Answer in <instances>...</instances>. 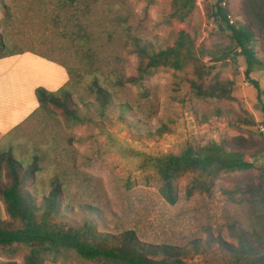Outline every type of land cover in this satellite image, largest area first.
Listing matches in <instances>:
<instances>
[{"label": "trees", "instance_id": "trees-1", "mask_svg": "<svg viewBox=\"0 0 264 264\" xmlns=\"http://www.w3.org/2000/svg\"><path fill=\"white\" fill-rule=\"evenodd\" d=\"M119 1L120 4L117 0H0V60L33 53L64 67L69 77L65 86L55 92L38 87L35 93L39 108L6 136L24 128L36 117L42 119L55 111L71 126H93L101 130L117 110L122 122L133 117L147 121L154 115L150 110L153 112L156 108L148 83L160 70L190 69L193 74L190 87L197 98L229 100L235 82L221 79L219 68L226 63L237 66L243 58L245 76L262 96L259 82L251 75L256 68L264 70V52L258 49L264 42V0L247 1L249 15L255 22L246 20L237 25L230 23L232 11L225 0L213 1L212 17L218 25L217 32L228 35L227 42L208 46L182 30L172 46L160 50L146 39L140 22L127 11L125 0ZM196 6L197 0H172L171 16L185 22ZM16 23L29 27L27 32L37 26L39 33L35 35L40 47L25 48L18 41L17 33L11 32ZM11 44L18 47L9 51L7 47ZM124 52L136 59L134 68L129 66L133 69L131 73ZM82 86L85 92L76 101ZM81 106L85 107V113L80 110ZM93 111L97 113L94 116ZM47 157L37 150L29 165L12 153L0 157V200L9 217L0 220V258L9 259L0 260V264H18L12 261L17 256L22 257L23 264L59 261L64 264L72 261L191 264L187 261L189 248L147 242L135 230L121 234L102 232L94 219H85L82 223L68 220L67 215L74 212V206L67 179L60 171L65 164L63 159H58L60 156H54L56 168L46 186L41 176L53 164L50 163L52 156ZM139 157L141 170L154 173L161 196L171 206L181 199L179 182L182 179L188 178L185 197L191 199L196 193H211L216 180L223 176L258 169L259 184L240 187L235 195L240 204L249 202L255 208L254 227L244 232L238 245L219 237L208 241L207 246L211 249L216 243L224 253L225 258L219 264H264V168H257L255 161L258 157L264 159V149L252 150L239 141L236 145L212 141L204 145L189 143L178 153L159 156L144 153ZM60 166L63 168L59 170ZM88 211L98 212L92 206ZM192 248L199 252L200 239L192 240Z\"/></svg>", "mask_w": 264, "mask_h": 264}, {"label": "rangeland", "instance_id": "rangeland-1", "mask_svg": "<svg viewBox=\"0 0 264 264\" xmlns=\"http://www.w3.org/2000/svg\"><path fill=\"white\" fill-rule=\"evenodd\" d=\"M213 1L197 0L194 12L185 22L172 18V0H125V3L127 11L140 22L146 39L160 50L172 46L182 30L208 46L227 42L228 35L217 32L218 25L212 17ZM247 1L225 0L232 11L229 19L232 25L246 20L255 22L249 15ZM28 28L16 23L11 32L17 33L18 41L24 43L25 48L40 47L35 35L39 28L34 26L27 32ZM262 43L258 49L264 52ZM17 47L11 44L7 50ZM123 55L131 73L133 69L129 66L134 68L136 59L128 57L126 52ZM245 69L243 58L237 66L226 63L219 68L220 78L233 80L235 86L231 99L216 101H204L195 96L189 82L193 78L190 69L184 72L160 70L148 83L151 96L156 100V108L153 112L150 110L154 114L151 119L140 121L133 117L122 122L117 110L101 130L93 126H71L55 111L42 119L36 117L9 136L0 137V157L12 153L17 160L29 165L37 150L52 156V166L41 176L47 186L56 168L54 156H60L58 159H63L65 166L64 169L60 166L59 170L62 169V177L67 179L68 194L74 206V212L67 215L68 220L82 223L85 219H94L102 232L121 234L135 230L147 242L189 248L187 261L191 264L222 263L224 253L216 243L208 248V241L220 237L238 245L244 232L254 227L255 208L249 202L240 204L235 195L240 187L259 184V170L223 176L216 180L211 193H196L191 199L185 197L188 178L182 179L179 182L181 199L171 206L161 196L154 173L141 170L139 155L178 153L189 143L204 145L212 141L228 145L239 141L252 150L264 149V70L256 68L251 75L261 86L260 97L246 78ZM84 90L82 86L76 101ZM80 110L85 113L84 106ZM95 114L93 111V116ZM80 138L85 141L80 142ZM255 161L257 168H264L263 158ZM2 178L6 181L4 174ZM46 188L48 191L49 187ZM89 206L98 212H89ZM8 218L0 200V220ZM194 239H200L199 252L192 248ZM12 261L23 264L21 256Z\"/></svg>", "mask_w": 264, "mask_h": 264}, {"label": "crops", "instance_id": "crops-1", "mask_svg": "<svg viewBox=\"0 0 264 264\" xmlns=\"http://www.w3.org/2000/svg\"><path fill=\"white\" fill-rule=\"evenodd\" d=\"M66 69L33 53L0 60V137L25 122L38 108L36 89L65 86Z\"/></svg>", "mask_w": 264, "mask_h": 264}, {"label": "built area", "instance_id": "built-area-1", "mask_svg": "<svg viewBox=\"0 0 264 264\" xmlns=\"http://www.w3.org/2000/svg\"><path fill=\"white\" fill-rule=\"evenodd\" d=\"M232 22V21H231Z\"/></svg>", "mask_w": 264, "mask_h": 264}]
</instances>
